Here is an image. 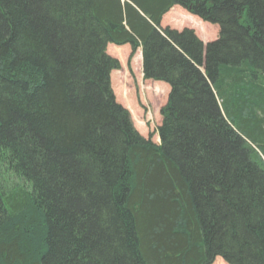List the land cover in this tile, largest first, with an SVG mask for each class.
<instances>
[{
    "label": "trees",
    "instance_id": "obj_1",
    "mask_svg": "<svg viewBox=\"0 0 264 264\" xmlns=\"http://www.w3.org/2000/svg\"><path fill=\"white\" fill-rule=\"evenodd\" d=\"M111 44L169 86L156 141ZM217 257L264 264V0H0V264Z\"/></svg>",
    "mask_w": 264,
    "mask_h": 264
},
{
    "label": "rangeland",
    "instance_id": "obj_2",
    "mask_svg": "<svg viewBox=\"0 0 264 264\" xmlns=\"http://www.w3.org/2000/svg\"><path fill=\"white\" fill-rule=\"evenodd\" d=\"M185 14L188 16L173 12L168 16V24L177 29L183 27L194 28L199 35H211L210 33L213 31H206L204 27L199 26V24L193 21L191 16L194 15L187 14L186 12ZM208 25L217 26L209 23ZM114 46V44L108 45L109 52L117 57L120 64V67L112 70L110 75L115 99L124 108L129 110L130 118L136 131L146 138L150 137L152 133V139L156 141L158 137L156 128L161 123L160 107L167 99L169 86L166 82L160 80L159 82H153L143 79L137 67L140 64L138 62L139 59L135 60L138 50L132 56L129 48L124 49L121 53L115 52L112 49ZM218 260L226 263L221 257H217L213 264H220L217 263Z\"/></svg>",
    "mask_w": 264,
    "mask_h": 264
}]
</instances>
